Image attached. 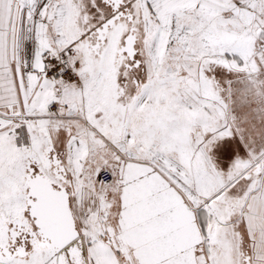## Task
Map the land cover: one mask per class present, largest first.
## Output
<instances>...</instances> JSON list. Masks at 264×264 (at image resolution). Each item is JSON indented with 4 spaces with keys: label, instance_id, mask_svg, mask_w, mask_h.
Returning a JSON list of instances; mask_svg holds the SVG:
<instances>
[{
    "label": "snow or ice",
    "instance_id": "6c2138e0",
    "mask_svg": "<svg viewBox=\"0 0 264 264\" xmlns=\"http://www.w3.org/2000/svg\"><path fill=\"white\" fill-rule=\"evenodd\" d=\"M0 264H264V0H0Z\"/></svg>",
    "mask_w": 264,
    "mask_h": 264
}]
</instances>
